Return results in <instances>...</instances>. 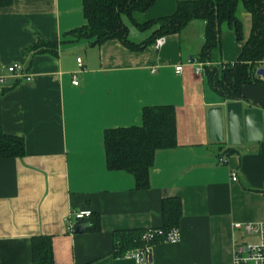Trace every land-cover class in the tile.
I'll return each instance as SVG.
<instances>
[{
    "label": "crops",
    "instance_id": "1",
    "mask_svg": "<svg viewBox=\"0 0 264 264\" xmlns=\"http://www.w3.org/2000/svg\"><path fill=\"white\" fill-rule=\"evenodd\" d=\"M155 2L135 17L169 16L178 0ZM238 14L243 40L225 28L212 63L235 62L250 37L252 15L242 6ZM85 23L82 0L0 7V129L23 136L26 149L22 158H0V264H32L31 241L39 235L52 236L55 264H136L113 255V231L161 226L168 196L183 203L179 240L155 244L152 264H233L235 246L256 237L234 224L264 221V140L231 145L225 105L234 100L217 94L193 66L175 72L200 53L205 22L165 36L159 50L132 51L112 39L65 42L57 56L25 53L40 37L61 42ZM133 31L136 39L146 36ZM15 63L24 74L8 71ZM241 94L245 107L264 105V85H245ZM164 104L175 108L176 146L155 152L149 188L137 190L133 175L107 169L104 131L140 125L144 106ZM211 107H223V142L210 139ZM82 210L99 214L100 231L70 228L66 219L74 222L70 214Z\"/></svg>",
    "mask_w": 264,
    "mask_h": 264
},
{
    "label": "trees",
    "instance_id": "2",
    "mask_svg": "<svg viewBox=\"0 0 264 264\" xmlns=\"http://www.w3.org/2000/svg\"><path fill=\"white\" fill-rule=\"evenodd\" d=\"M156 0H82L86 23L64 35L61 42L39 41L25 50L26 54H49L57 56L65 42L85 40L89 46L101 45L107 40H118L130 50H144L153 45L157 38L180 33L191 21L205 22V40L200 53L195 56L206 63L204 75L209 85L221 97L241 100L242 87L264 85L258 77V69L264 54V0H178L176 10L169 16L141 22L136 13H144ZM13 0H0V7L9 6ZM252 15L251 35L233 63H212L213 52L220 50L222 31L229 28L239 41L243 40V28L238 8ZM145 34L143 39L131 38L132 30ZM18 81H14L17 84ZM262 111L264 105L256 104ZM142 123L136 126L108 128L104 131V147L107 169L126 171L134 176L135 189L149 188V171L157 150L176 146V116L173 105L144 106ZM228 154L233 150H227ZM26 153L25 138L5 134L0 129V158H22ZM161 226L154 228H125L113 231V255L124 257L126 252L147 245L154 247L163 243L171 230L179 229L182 220L183 203L179 197L168 196L162 200ZM89 227L82 231L98 232L101 219L98 213L76 223V232L82 225ZM32 264H55L52 236L32 237Z\"/></svg>",
    "mask_w": 264,
    "mask_h": 264
},
{
    "label": "built area",
    "instance_id": "3",
    "mask_svg": "<svg viewBox=\"0 0 264 264\" xmlns=\"http://www.w3.org/2000/svg\"><path fill=\"white\" fill-rule=\"evenodd\" d=\"M165 37L162 36L157 38L155 43L153 44L156 50H159L163 47L165 43ZM77 62H79V66H82L81 58H77ZM184 65L193 66L194 72L198 74H204V68L206 63L200 61L198 58L192 57L186 59L185 63H180L175 68L176 73H180L184 67ZM25 66L23 64H17L8 67V71L12 74L22 75L25 73ZM72 84L78 86L79 80L78 76L73 74ZM261 80H264V76L258 75ZM0 84L4 85L5 81L0 79ZM220 163H224L225 159H220ZM232 180H237V173L232 174ZM92 214L91 210H82V211H72L70 216L74 220L72 222L69 218L66 219L69 222V226L73 229L76 223L81 222L83 219L88 218ZM234 228L245 229L248 235L256 236L257 240L255 243H251L249 241L241 242L237 244L234 248L233 252V264H264V221L258 223H235ZM179 240V231L178 229H173L167 236V238L163 241L164 243L169 242H177ZM153 247L147 245L146 247H140L139 249H133L126 252L124 257H129L136 261V264H152L151 256H152Z\"/></svg>",
    "mask_w": 264,
    "mask_h": 264
},
{
    "label": "water",
    "instance_id": "4",
    "mask_svg": "<svg viewBox=\"0 0 264 264\" xmlns=\"http://www.w3.org/2000/svg\"><path fill=\"white\" fill-rule=\"evenodd\" d=\"M258 75L264 76V69L259 68ZM228 142L231 145L244 142H260L264 140V113L259 106L245 107L243 100L228 102L226 105ZM223 107H211L208 110V129L210 139L223 142ZM89 227L82 225L76 232L80 233Z\"/></svg>",
    "mask_w": 264,
    "mask_h": 264
},
{
    "label": "rangeland",
    "instance_id": "5",
    "mask_svg": "<svg viewBox=\"0 0 264 264\" xmlns=\"http://www.w3.org/2000/svg\"><path fill=\"white\" fill-rule=\"evenodd\" d=\"M131 38H133V39L135 38L134 37V31L133 30H132V33H131ZM256 240H257V238L256 237L255 238L253 237V238L249 239L248 241H250L251 243H255Z\"/></svg>",
    "mask_w": 264,
    "mask_h": 264
}]
</instances>
